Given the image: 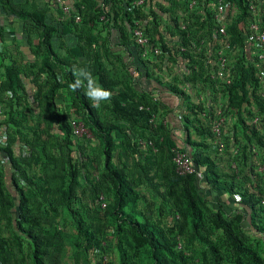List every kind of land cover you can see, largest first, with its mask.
Listing matches in <instances>:
<instances>
[{
  "label": "trees",
  "instance_id": "trees-1",
  "mask_svg": "<svg viewBox=\"0 0 264 264\" xmlns=\"http://www.w3.org/2000/svg\"><path fill=\"white\" fill-rule=\"evenodd\" d=\"M226 1L236 9L227 33L238 59L233 63L234 67L232 65L230 85H220L227 93L237 114V125L246 139H256L264 148V97L260 93L264 84L259 79L260 72L250 64L245 53V28L254 17L246 0ZM126 2L128 0H81V6L77 5L78 11L73 10L72 15L81 17L84 14L80 23L96 32L85 39V50L79 44L81 37L75 34V26L79 23L73 19L48 22L44 10L26 9L22 5L24 2L19 0H0V14L21 22L22 44L31 46V35L36 38L33 53L41 58L38 73L47 79L42 124L34 131V142L22 140L29 146L30 155L18 159L10 147L0 146V225L4 220L9 231L7 239L0 226V264H26V260L29 264H61L65 232L56 217L63 212L71 218L74 230L81 237L82 244H74L76 253L82 251L86 257L92 255L101 262H105L101 256L102 243L114 241L118 264H264V207H260L253 194L241 190L238 168L237 172L232 169L236 177L232 174L230 178H221L215 160L206 154L212 146L191 140V120L182 114L194 116L202 107L191 103L189 95L176 86L162 83L149 74L147 60L140 57L138 47L128 39L129 32L125 27L132 25L134 20L141 22L143 6L132 9ZM205 3L213 4V0H205ZM84 4L88 5L87 11L81 9ZM210 19L209 35L212 37L213 17ZM64 39L75 41L69 48L71 59L60 56ZM161 48L165 50L163 45ZM109 54L117 55L121 66L129 73L127 90L116 89V83L106 73L102 56L106 58ZM81 61L87 64L90 76L96 78L102 93L109 99L113 115L126 121L131 132L117 122H102L96 115L77 73V63ZM204 66H207L205 62ZM0 67L5 79L2 87L9 95L7 119L17 129H24L14 118L15 107L20 106L21 95L25 94L22 73L14 65H3L1 60ZM207 74L206 67L204 85L211 88L214 84ZM149 79L156 85L152 89ZM166 92L179 101L178 107L168 110L170 115H175L171 119L178 121L173 129L169 128L170 123L163 113L154 124L150 123L156 109L165 110L161 95ZM64 94L67 102L60 108L58 100ZM251 103H254V109L248 110ZM181 108L182 114L175 112ZM70 109L75 114L73 119L81 121L97 140L103 159L99 181L88 180L91 205L95 209L91 222L83 217L86 206L79 194V190L84 193L81 183V179L85 181L83 159H88L82 145L88 139L72 135ZM246 109L250 124L243 119ZM255 117L259 121L258 127L251 123ZM21 119H25L23 113ZM53 129L59 134H51ZM174 130L179 131L180 136L177 137ZM195 130L200 136L213 138L209 130L207 133L201 128ZM45 131L55 139L52 144L55 153L60 155L64 150L60 160L47 158L45 146L40 142L44 140ZM134 132L146 144L152 143V147L146 145L148 153L144 156L139 154L141 147ZM172 149L191 158L194 174L179 176L175 173ZM158 151L171 161L160 174L155 169ZM33 152L37 154L34 156ZM73 152L76 160L71 156ZM28 158L35 163L44 160L46 164L47 161L51 167L44 170V175L29 176L25 172V167H31ZM129 161L139 172L138 180L128 177ZM46 179H53L58 184L56 201L48 198L51 190L46 187ZM143 185L155 192L153 197L158 200L157 204L154 200L149 201L140 190ZM103 193L109 202L106 200L105 208H100ZM235 196L239 197V202L235 201ZM156 214L157 218L153 216ZM167 221L171 224H166Z\"/></svg>",
  "mask_w": 264,
  "mask_h": 264
},
{
  "label": "rangeland",
  "instance_id": "rangeland-1",
  "mask_svg": "<svg viewBox=\"0 0 264 264\" xmlns=\"http://www.w3.org/2000/svg\"><path fill=\"white\" fill-rule=\"evenodd\" d=\"M141 1L143 2V7L141 8L142 12L140 14L141 24L150 40V45L152 47H157L160 51L158 56H148L149 59L146 61L148 69L153 71L154 77H157L158 79L161 78V80L166 78L168 73H170V75H173V82L177 81L179 84L186 82L191 83L192 85L199 84L205 87L201 88L203 89L205 101H209L212 105L210 106L211 109L214 110L215 106L218 104L222 105L227 118V124L225 125L223 136L227 147L223 153H218L213 145L210 144L208 146H212V148L208 149L206 154L215 160L221 178L226 176L230 178V175L232 174L235 176L232 172L231 164L236 163V167L240 170L239 176L240 181L242 182L241 190H246L249 194H253L255 199L259 202L260 207H264V172H259V169L264 167V148L257 144L256 139H246V135L243 134V131H241L239 125H237V114L233 110L231 102L228 101L227 93L222 85H213L211 89H207V86L204 85V71L206 70L204 62H206L205 58L208 51L207 46L208 44L211 45L209 35L211 27L209 25L211 24L210 18L213 17L214 14V5L212 3L206 4L205 0ZM80 2L81 0H73L72 7L75 12L78 11L77 5H80ZM193 2H195V4L191 5ZM255 5L257 19L261 20L264 18V1L255 0ZM83 7H81L82 11H87L88 5L84 4ZM229 12H231L230 20L232 21L236 14V9L231 7ZM81 17L83 18L84 14ZM75 27V34L81 37L79 44L86 50L85 39L88 38L90 34L96 35V32L90 31L85 23H79ZM30 42L32 43L31 46L22 44L21 39L17 40L13 38L8 44H0V52L3 54V57L1 58L2 63H4V65H14L18 68L22 73L21 83L25 89V94L21 95L20 106L15 107L14 114V118L24 127V129H17L10 124L7 119L6 112L9 108V95L4 92L2 87L5 79L4 70L0 67V146L10 147L13 150L14 156L18 159L30 155L29 146L22 140L34 142V131H37L38 125L42 124L43 120V94L47 89V79L42 74L38 73L41 58L33 53L37 43V40L33 35L30 37ZM98 42H102L101 37L98 38ZM74 43L75 41L65 39L64 41H61L60 56L63 59H71L69 48L73 46ZM161 45L164 46L165 50L161 48ZM181 48H184L186 51H181ZM167 51H169L170 54H168ZM227 57L230 72H232V70H234L232 65L234 67L235 64L233 63L238 59L235 50L230 51L227 54ZM249 62L257 71H262L264 69V65L256 61L254 57H250ZM102 63L108 76L116 83L115 88L127 90L126 85L130 81V75L121 66L120 58H118L117 55L109 54L106 58L102 56ZM76 68L78 76L83 83V90L100 120L107 123L117 122L124 126L126 131L131 132L130 125L122 118L115 117L111 112L110 101L106 95L102 93L96 78L90 76L87 64L81 61L77 63ZM261 92L264 93V90H260V93ZM66 98L67 97H65L64 94V97H61L58 100V107H63V103L67 102ZM250 105L252 106L248 108V110H253L254 103H251ZM156 110L155 117L157 118L162 112L160 108ZM248 110L246 109L244 111L243 119L245 123L250 124L251 119L246 115L248 114ZM200 112H202V110H198L197 114L191 119L193 136L199 134L195 130L196 128L203 129L205 133H207V130H210L209 126L212 111L205 116H202ZM22 113L25 115V119H21ZM68 115L70 120H72L73 115H75L72 109L68 111ZM52 133L56 135L59 134L56 129H53L51 131V134ZM47 134L48 132L45 131L44 140H40L41 144L45 146L46 156L47 158L50 157L54 158V160H60L59 157L64 154V150L62 149L60 151V155L56 154V150L52 146L55 139L51 137L50 134ZM134 136L137 142L140 140L145 141L143 138L141 139L139 137V134L135 135V132ZM204 137H207V135ZM204 137L202 138L205 142H212L211 139L209 140ZM82 146L86 149L85 156L88 159H83L85 166L82 173L85 176V181L81 179V183L84 193L79 190V194L82 198V204L86 206V209L83 211V217L87 222H91L93 220L95 209L91 205V193L88 188V180L96 183L99 181L102 173L103 159L98 142L92 134ZM138 146L141 147L139 149L140 156H144L148 153L146 146ZM253 146L257 147L255 151H252ZM236 148L240 150L239 155L237 156L233 155V151ZM33 154L35 156L37 152H33ZM155 154V169L156 172L160 174L162 171H165V167L168 166L171 161H168L164 154L159 151ZM71 156L73 160H76L75 152H73ZM28 162L31 167H24L26 174L29 176L33 174L35 176L44 175L45 171H48L49 167H51L47 165L51 163L46 161V164H44V160L35 163L31 158H28ZM127 173L130 179L138 180L139 172L136 167L131 165L130 161L128 163ZM47 182L46 187L51 190L48 194V198L56 201V189L58 184L53 179H48ZM140 190H142L149 201L154 200L157 204L158 200L153 197V193L155 195V192H151V190L147 189L145 185H143V187L141 186ZM102 196L103 202L106 200V202H109V199L105 194ZM38 200L40 201L41 198H38ZM153 216L157 218V214ZM56 221L60 228L65 232V243L62 250L61 264H75V262L76 264H118L117 253L114 249V241L102 243L103 254L101 256L106 258L105 262L99 261L92 255L86 257L82 251L76 253L74 244H82V242L81 237L76 233L71 224V218L63 212L56 217ZM163 221H165V219ZM104 222H106L105 219ZM166 224L170 225L171 223L167 221ZM0 226L3 236L8 239L9 231L5 226L4 220L1 221ZM106 232L110 233V230L106 229ZM196 246L197 244H195V247ZM25 263L29 264V260H26Z\"/></svg>",
  "mask_w": 264,
  "mask_h": 264
},
{
  "label": "built area",
  "instance_id": "built-area-1",
  "mask_svg": "<svg viewBox=\"0 0 264 264\" xmlns=\"http://www.w3.org/2000/svg\"><path fill=\"white\" fill-rule=\"evenodd\" d=\"M51 1L60 10V16L56 18L57 21L65 22L69 19H73L77 24L81 22V17L78 14L72 15L73 9L65 0ZM128 2L132 9H138L143 4L141 0H128ZM246 2L248 4L251 15L254 17V20L251 21L245 28L247 35V39L245 42V53L249 60L250 57H254L256 61L264 65V18H262L261 20L257 19L255 0H246ZM192 4H195V2L191 3V5ZM213 5L214 28L212 31V37L210 38L211 45L208 44L207 46L208 51L205 58L207 65L206 67L208 70L207 76L209 77V81L215 86L220 84L230 85L231 74L227 54L230 51H234V49H232L230 45L227 27L231 23V12H229V9L231 7H235L232 3L227 2L226 0H213ZM125 27L129 32L130 40L137 45L140 57L143 60H148V56H158L160 54V51L157 47H152L150 45V40L145 33L140 21L134 20L132 22V25H126ZM181 51L184 52L186 50L184 48H181ZM259 72L261 74L259 79L262 80L261 83L264 84V71L262 70ZM201 87V85L197 84L195 86L194 95H188L190 97L191 103H193L194 105L202 106V112H200L202 116H205L207 113L212 111L209 131L212 134L213 138L211 139L212 142L210 143L213 145L214 149L218 151V153H223L226 149V143L223 139L224 129L226 125V117L223 113V107L221 104H218L215 106L214 110L211 109L210 106L212 105L209 103V101H205L203 89ZM141 109L143 108L141 107ZM155 120V115H152L150 123L154 124ZM69 122L72 135L75 138L89 139L91 137V132L84 126L81 121L72 119ZM251 123L258 127V118H253ZM138 144L142 146L149 145L150 147H152L151 142L146 144V142L140 140ZM255 149L256 147L253 146L252 151H255ZM172 154V163L177 175L186 176L195 173V168L192 164V160L186 153L177 149H172ZM238 154L239 149L236 148L233 151V155L237 156ZM231 168L237 172L236 163H232ZM259 172H264V167L260 168ZM224 195H226V193H224ZM234 198L236 202L240 201L238 196H235ZM100 200L101 207L105 208V203L103 202L102 196L100 197ZM103 260L105 261L106 258L103 257Z\"/></svg>",
  "mask_w": 264,
  "mask_h": 264
},
{
  "label": "crops",
  "instance_id": "crops-1",
  "mask_svg": "<svg viewBox=\"0 0 264 264\" xmlns=\"http://www.w3.org/2000/svg\"><path fill=\"white\" fill-rule=\"evenodd\" d=\"M20 2H24L22 5L24 8L26 9H37V10H44L47 14V19L48 22L53 21L54 23L57 21V17L60 16V10L52 3L51 0H19ZM73 9L72 4H73V0H65ZM10 22L9 26L8 23ZM21 22L16 20L15 18L13 19H8L7 17H5L4 15L0 14V34L2 35V38H0V44L2 43H9L13 38L20 40L22 38V33H21ZM211 38V37H210ZM129 39V36H128ZM116 42V40H115ZM118 42V41H117ZM10 47V46H9ZM124 50V49H123ZM168 54H170L169 52H167ZM3 57V56H2ZM0 57V60L1 58ZM2 63V61H1ZM206 63V62H205ZM4 65V63H2ZM149 74L153 76V71L151 69H148ZM131 74V73H130ZM157 75V74H155ZM172 77V78H171ZM157 78V77H154ZM161 80V78H159ZM173 75H170V73H168V75L166 76V78H163L161 80L162 83H169L171 85L176 86L177 88H179L180 90H182L184 93H186L187 95H194L195 93V85H192L191 83H183V84H179L177 81L173 82ZM149 88L152 89V87L156 86L155 83L153 84V80L149 79ZM163 91V90H162ZM161 101L164 105V109H161V112L163 113V115H165L164 117L167 119L169 124V128L173 129L175 127V123H178V121H176L175 119H171L172 115L175 116L174 114L170 115L168 113V110H172L176 107H178L179 105V101L178 98L168 92L163 93L161 95ZM183 108V106H182ZM182 108L180 110L176 109L175 112H179L180 114L182 111ZM170 115V117H169ZM182 116H187L189 117V119L191 120L193 118V116H189L187 115L186 112H183ZM171 119V120H170ZM178 120V119H177ZM171 122L173 124H171ZM180 130V129H179ZM190 136H191V140L198 142V143H204L206 145H210V142H205L203 140L202 137L204 136H200L199 134L193 136L192 135V128H190ZM175 135L178 137L179 135V131L174 130ZM205 138V137H204ZM207 139V138H206ZM205 139V140H206ZM210 140V139H209Z\"/></svg>",
  "mask_w": 264,
  "mask_h": 264
}]
</instances>
